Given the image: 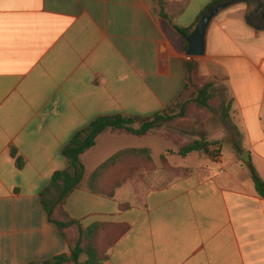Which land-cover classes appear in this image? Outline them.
Segmentation results:
<instances>
[{
	"label": "crops",
	"instance_id": "obj_1",
	"mask_svg": "<svg viewBox=\"0 0 264 264\" xmlns=\"http://www.w3.org/2000/svg\"><path fill=\"white\" fill-rule=\"evenodd\" d=\"M215 1L0 0V264L70 256L44 208L59 195L53 177L69 170L65 147L101 117L170 109L188 63L229 96L210 154L173 165L179 151L156 156L144 141L165 136L106 131L82 156L86 176L64 211L85 229L123 230L104 264H264V199L251 175L264 182V0H232L209 26L206 54L190 58L175 27L193 33ZM123 151L139 153L103 188L127 181L111 197L92 193L90 175ZM163 159L180 173L153 186Z\"/></svg>",
	"mask_w": 264,
	"mask_h": 264
},
{
	"label": "trees",
	"instance_id": "obj_2",
	"mask_svg": "<svg viewBox=\"0 0 264 264\" xmlns=\"http://www.w3.org/2000/svg\"><path fill=\"white\" fill-rule=\"evenodd\" d=\"M223 1L228 0L215 1L206 9L203 15ZM175 29L185 40L186 49H188V39L191 35V30H184L178 27H175ZM187 70L188 84L185 91L170 109L149 118L125 116L101 117L95 120L86 130L76 135L65 147L63 154L69 162V170L57 173L53 177L52 185L59 189V195L56 201L45 203L44 208L49 221L58 228L62 237L69 245L71 254L70 256H59L44 263L31 264H104L109 260L108 252L116 242L118 236L123 233V230L113 232L111 226L101 224L85 229L78 222L69 220L67 213L64 211L68 197L74 190L79 188L86 176V168L83 164L82 156L95 147L99 136L106 131L134 137H145L150 133L160 131L164 127L176 123L178 120H185L188 118L192 107L198 110L206 109L210 111L212 108L211 102L215 98L212 94V89L215 86L214 83L201 84V79L198 80L196 75L198 74V66L193 63H188ZM211 147L213 145L210 143L195 141L192 145L182 147L178 155L187 157L193 152L210 154ZM138 153V151H123L101 165L89 177L88 186L91 192L94 194H104L109 197L113 196L114 190L122 182H126L127 177H119V180L113 182L110 187L111 189L105 191L103 183L107 179V174L115 167L125 164L126 159L131 158L132 155L136 156ZM170 154L174 153L169 151L168 155ZM149 162L151 165L153 164L151 159ZM165 162L167 161L165 160ZM168 164L167 162V171L170 168ZM19 165H21V162ZM168 172L175 174V178L180 173V171L173 170L172 168ZM152 173L153 170L151 169ZM251 175L258 195L264 199V182L253 169H251ZM115 233L118 235L117 238L114 235Z\"/></svg>",
	"mask_w": 264,
	"mask_h": 264
},
{
	"label": "rangeland",
	"instance_id": "obj_3",
	"mask_svg": "<svg viewBox=\"0 0 264 264\" xmlns=\"http://www.w3.org/2000/svg\"><path fill=\"white\" fill-rule=\"evenodd\" d=\"M196 75L198 80L201 79V84L214 83L215 85L212 89V94L215 96L214 100L211 102L212 108L209 111L206 109L198 110L192 107L189 111L188 118L185 120H178L176 123L157 131L159 135L165 136L167 140L163 141L154 136H150L148 140H144L147 145L153 144L154 154H156V156H158L159 153L170 150L172 153H177L182 147L192 145L195 141L208 142L211 140L212 132H214V134L219 132L222 119L228 114V111L222 108L223 106L226 107L229 102V96L227 91L224 90L222 81L218 79L206 81L199 71ZM170 155L174 156V154ZM198 157V154L194 152V154L192 153L188 158L181 156L173 157L171 158V163L173 165L192 166L199 163ZM175 176V174L168 171L165 175L161 174L160 177H156L154 174L150 177V183L153 186L160 185L163 182L171 181Z\"/></svg>",
	"mask_w": 264,
	"mask_h": 264
},
{
	"label": "water",
	"instance_id": "obj_4",
	"mask_svg": "<svg viewBox=\"0 0 264 264\" xmlns=\"http://www.w3.org/2000/svg\"><path fill=\"white\" fill-rule=\"evenodd\" d=\"M233 2L232 0L220 2L203 15L188 39L187 56L201 58L206 54V36L211 22L219 13L232 6ZM241 160L245 163L249 162V153H244Z\"/></svg>",
	"mask_w": 264,
	"mask_h": 264
}]
</instances>
